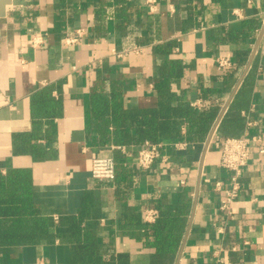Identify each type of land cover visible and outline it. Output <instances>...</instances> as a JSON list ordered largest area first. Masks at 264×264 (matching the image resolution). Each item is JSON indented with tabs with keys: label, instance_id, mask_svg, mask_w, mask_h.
<instances>
[{
	"label": "crops",
	"instance_id": "0c3cea01",
	"mask_svg": "<svg viewBox=\"0 0 264 264\" xmlns=\"http://www.w3.org/2000/svg\"><path fill=\"white\" fill-rule=\"evenodd\" d=\"M263 16L264 0H161L154 12L144 0H0V175L31 172L34 203L54 235L0 246V264L76 263L71 218L80 214L101 252L126 254L128 264H264V154L257 144L233 214L219 210L230 187L220 166L224 140L264 137ZM246 24L251 32L243 39H228ZM78 31V43L66 46L64 38ZM125 49L123 57L113 54ZM223 57L234 69L218 67ZM167 60L182 65L171 91L198 113L218 108L216 119L204 141L189 142L182 123L184 140H160L167 162L157 160L119 192L114 182L91 177L92 161L119 157L135 173L142 145L101 144L92 97L116 89L126 110H154ZM47 95L57 110L39 116ZM180 192L192 200L182 243L175 254H158L129 233L124 218L145 216L155 198L170 204Z\"/></svg>",
	"mask_w": 264,
	"mask_h": 264
},
{
	"label": "trees",
	"instance_id": "16d2710c",
	"mask_svg": "<svg viewBox=\"0 0 264 264\" xmlns=\"http://www.w3.org/2000/svg\"><path fill=\"white\" fill-rule=\"evenodd\" d=\"M250 27L246 24L242 32H229L227 37L243 39L246 31L251 32ZM234 67L233 64L229 69ZM181 72V62L165 61L156 80L160 101L154 110H126L121 91L115 89L110 94L97 91L92 97L90 111L100 143L123 147L141 146L146 141L159 143L162 139L181 141L185 139L181 133V125L185 122L188 124V141H204L216 119L218 108L198 113L182 96L172 92L170 83ZM54 106V100L47 95L40 104L39 116L55 113L57 108ZM115 163L116 177L112 182L119 192H125L132 185L135 175L143 170L138 168L134 173L119 157L115 158ZM33 195L29 170H11L6 176L0 175V246L31 244L54 237L51 219L41 214ZM154 203L153 209L158 211V217L153 223L146 222L144 216L134 213L127 214L123 223L125 227L131 228V235L137 236L145 246L158 254H175L188 226L192 200L186 192H180L170 204L164 203L161 198H155ZM82 218L83 214L71 218V234L78 243V259L74 264H128L126 254H117L115 258L114 254L102 253L93 233L81 229Z\"/></svg>",
	"mask_w": 264,
	"mask_h": 264
},
{
	"label": "built area",
	"instance_id": "2783aa9c",
	"mask_svg": "<svg viewBox=\"0 0 264 264\" xmlns=\"http://www.w3.org/2000/svg\"><path fill=\"white\" fill-rule=\"evenodd\" d=\"M161 0H144L151 12L157 8ZM263 35L259 46V55L264 57V16L262 20ZM81 36L80 31L74 35H69L64 38L63 43L66 46L75 45L78 43ZM42 43V36L35 37L32 46L36 47ZM139 48V47H135ZM130 50L125 49L121 51L113 50V54L117 57L125 56ZM233 66V61L230 57H223L218 60V67L221 70L229 69ZM195 107L198 104H194ZM251 123L248 124V127ZM252 144L258 145L260 154H264V137L244 136L242 138H226L223 142L221 151L220 166L229 173V185L226 190L224 198L220 201L219 210L226 216L230 217L233 214L232 205L239 198L242 189V176L244 169L248 166L250 159V146ZM183 146V145H182ZM163 145L159 143L145 142L137 152L136 165L143 171L151 169L153 164L161 159L167 162L166 158L162 157ZM123 149L122 147H117ZM91 177L100 181H113L116 177V163L112 157H97L92 161ZM221 183H216V188L221 189ZM158 217V211L155 209L147 210L144 219L148 223H153Z\"/></svg>",
	"mask_w": 264,
	"mask_h": 264
},
{
	"label": "water",
	"instance_id": "95a60500",
	"mask_svg": "<svg viewBox=\"0 0 264 264\" xmlns=\"http://www.w3.org/2000/svg\"><path fill=\"white\" fill-rule=\"evenodd\" d=\"M220 119H221V118H219L218 122L220 121ZM214 132H215V128L212 130V132H211V134H210V136H209V139H211V137H212V135L214 134ZM209 141H210V140H209Z\"/></svg>",
	"mask_w": 264,
	"mask_h": 264
}]
</instances>
